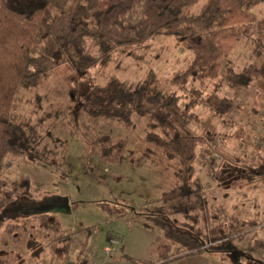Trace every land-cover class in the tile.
I'll return each instance as SVG.
<instances>
[{"label": "trees", "instance_id": "16d2710c", "mask_svg": "<svg viewBox=\"0 0 264 264\" xmlns=\"http://www.w3.org/2000/svg\"><path fill=\"white\" fill-rule=\"evenodd\" d=\"M200 3L201 0H0V215L4 216L21 200L36 198L29 176L10 184L2 178L8 156L57 170V153L45 142L48 136L39 128L61 114L49 112L34 124L22 119L20 113L23 94L35 90L56 68L69 65L83 75L98 67L107 68L118 50L146 47L161 36L173 37L196 58L193 69L174 78V83L183 89L198 76L217 78L220 61L229 57L242 40L251 39L256 55L263 56L264 17L260 18L255 9L264 5V0H204L195 12ZM201 61L212 68L200 69V74L196 66ZM226 77L232 87L248 89L256 80H264V60L240 72L229 68ZM155 83L156 78L151 74L134 88L115 78L102 87L86 86L88 90L78 100L75 118L79 122L85 114L124 125H130L134 114L148 119L147 141L165 149L169 159L176 161L175 187L162 194L155 213L142 224L145 230L157 228L162 232L159 263L198 254L219 258L214 245L236 250L235 243L249 234H253L251 246L264 250V212L255 219H245L229 216L224 206L210 205L197 173L198 148L203 138L189 132L198 118L195 109L204 103L214 112L227 114L233 100L216 94L203 98L199 91H194L191 101L183 104L180 95L158 91ZM49 135L53 139L52 133ZM93 144L107 162L122 159L126 146L125 140L115 142L108 135L98 137ZM212 177L218 187L230 191L264 185V160L257 166L241 159L223 160ZM63 198L47 195L42 201H53L54 206H59ZM98 205L110 216H125V209L106 203ZM47 209L36 216L54 214L47 213ZM177 216H182L183 221L176 219ZM17 228L24 233L28 226L14 223L7 230L20 240L22 233H17ZM36 246L37 242L31 239L30 257L45 254L42 246L37 250ZM174 247L180 251L174 254ZM55 250L66 256L71 250V238H64ZM14 255L2 252L0 264H11Z\"/></svg>", "mask_w": 264, "mask_h": 264}, {"label": "rangeland", "instance_id": "374dc122", "mask_svg": "<svg viewBox=\"0 0 264 264\" xmlns=\"http://www.w3.org/2000/svg\"><path fill=\"white\" fill-rule=\"evenodd\" d=\"M203 2L201 0L195 12L200 10ZM255 12L263 18L264 5L256 8ZM261 42L264 46V37ZM255 50L251 39L242 40L229 57L220 61L217 78L201 76L200 79L198 76L182 89L174 83V78L194 68L195 54L175 38L161 36L146 47L116 51L114 61L107 68L98 67L80 75L71 66L62 65L43 78L35 90L24 93L20 109L22 119L38 124L49 112L61 114L39 128L43 135L48 136L45 142L57 153V170L8 156L2 178L10 184L22 176H29L34 184V202L44 200L47 195H62L72 199L75 208L70 215L37 217L40 211L34 210L26 214L15 211L0 215L3 219L0 254L12 252L19 256H11V264H125V258L122 259L126 255L122 254L125 232L134 225L141 228L146 217L155 213L162 194L175 187L177 163L169 159L165 149L147 141L146 134L150 131L148 119L134 114L130 125H124L82 114L77 122L78 100L81 101L80 96L88 90L86 86L102 87L114 78L134 88L153 74L156 78L154 87L164 93L176 92L182 97L183 104L191 101L194 91H199L203 98L216 94L233 100V107L227 114L214 112L204 103L195 109L198 118L191 124L189 132L203 138L198 148L197 173L204 182L205 196L210 205L224 206L229 216L245 219H255L262 214L263 184L230 191L218 187L212 177L223 160L241 159L253 166L264 160V80L258 79L248 89L240 90L232 87L226 77L229 68L240 72L253 63L260 64L264 54L259 58ZM196 67L200 74V69L209 71L212 68L203 61ZM156 132L162 135L160 130ZM51 133L53 139L49 137ZM103 135L110 136L115 142L125 140L122 159L107 162L101 158L93 142ZM209 184H213L214 188ZM99 203L125 209V216H115L114 221L109 218L107 223V212ZM14 209L18 210V205ZM89 217H94V220ZM176 219L183 221L182 216ZM14 223H26L28 226L24 233L23 229L17 228V233H22L20 240L7 232ZM150 230L158 247L163 242L162 232L157 228ZM67 236L71 238L70 252L66 256L62 252L56 253V247ZM31 239L37 242L34 249L44 248L42 257H30L33 251L28 247ZM111 240H119L120 245H114ZM145 243V247L143 241L128 243L129 250L135 253L146 248L149 253L152 250L148 242ZM214 246L219 256L226 257L233 264H254L252 254H242L222 244ZM114 248H118L116 252ZM179 251V248H173L174 254ZM159 254H152V260H158ZM135 263L141 262H127Z\"/></svg>", "mask_w": 264, "mask_h": 264}, {"label": "crops", "instance_id": "0c3cea01", "mask_svg": "<svg viewBox=\"0 0 264 264\" xmlns=\"http://www.w3.org/2000/svg\"><path fill=\"white\" fill-rule=\"evenodd\" d=\"M203 182V181H202ZM204 185V182H203ZM207 186V185H206ZM210 187H212V189L214 188L213 184H209ZM207 188H209L207 186ZM206 188V189H207ZM70 200V199H69ZM71 203V208L75 205V202L71 199L70 200ZM101 216L104 217V215L101 213ZM108 220L106 221L107 223H109V218L112 219L111 221H114L113 219L115 218V216H110L108 214H106ZM105 216V217H106ZM90 218V217H89ZM94 217L90 218L91 220ZM144 228H139L138 226L131 227V229L127 230L123 236L124 241L122 243V254H126L124 255L125 257L128 258H132V260L127 259L125 257H122L123 255L121 254L120 257L125 258V260H123L125 262V264H127V262L129 263H133L134 261H140L141 263H152V264H160L159 260H160V254H159V259L154 261L152 260V254L155 255L157 253H159L158 247L163 243H161L158 247H156V243L153 240V234L151 230H143ZM148 235H146V234ZM127 235V237H126ZM253 235H248L246 237V239H244L243 241H237L235 243V247L236 250H238L240 253L244 254V253H248L249 255L252 254V258L253 261H259L262 264H264V251L262 250H256L255 248H253L251 246V241H252ZM112 241V240H111ZM116 241V240H115ZM140 242L143 241L144 242V247L146 245L145 242H148V245L150 246V251L149 253H147V249L144 248L142 251L137 250L135 253H132V251H130L129 249V244L132 242ZM118 245H120L119 240H117ZM129 243V244H128ZM155 247V249H154ZM118 248H114L115 252L117 251ZM152 253V254H151ZM262 255V256H261ZM221 257V256H220ZM214 257L208 254H198V255H193V256H182L176 260L164 263V264H233L232 262L228 261L226 257ZM262 257V258H261ZM134 260V261H133ZM244 260V259H243ZM245 260H249L248 258H246ZM240 263V262H239ZM136 264V263H135Z\"/></svg>", "mask_w": 264, "mask_h": 264}, {"label": "flooded vegetation", "instance_id": "af4514ba", "mask_svg": "<svg viewBox=\"0 0 264 264\" xmlns=\"http://www.w3.org/2000/svg\"><path fill=\"white\" fill-rule=\"evenodd\" d=\"M54 205L55 204L53 203V201H49V202H43V201L37 202L36 201V202H34L33 200L32 201L21 200L18 203V208H19L18 210H15L14 207H10L7 212L17 211L19 213H24V214H26L28 212H32V210L41 212V211H44L45 209H47V207H52Z\"/></svg>", "mask_w": 264, "mask_h": 264}, {"label": "water", "instance_id": "95a60500", "mask_svg": "<svg viewBox=\"0 0 264 264\" xmlns=\"http://www.w3.org/2000/svg\"><path fill=\"white\" fill-rule=\"evenodd\" d=\"M47 213L70 215L72 214V208L70 205V200L67 196H64L63 202L59 206H53L46 210Z\"/></svg>", "mask_w": 264, "mask_h": 264}, {"label": "built area", "instance_id": "2783aa9c", "mask_svg": "<svg viewBox=\"0 0 264 264\" xmlns=\"http://www.w3.org/2000/svg\"><path fill=\"white\" fill-rule=\"evenodd\" d=\"M113 243H115L114 245H118V242H116L115 240H112ZM115 251V250H113Z\"/></svg>", "mask_w": 264, "mask_h": 264}]
</instances>
